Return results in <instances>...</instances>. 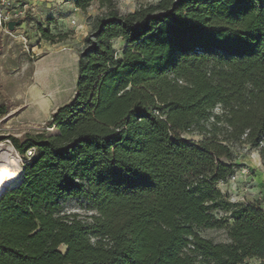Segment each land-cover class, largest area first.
<instances>
[{"label":"trees","instance_id":"obj_1","mask_svg":"<svg viewBox=\"0 0 264 264\" xmlns=\"http://www.w3.org/2000/svg\"><path fill=\"white\" fill-rule=\"evenodd\" d=\"M67 1L107 12L47 130L6 137L25 162L0 196V264H264V202L231 205L215 188L244 148L264 166V0H160L125 15L114 0ZM70 199L91 222L63 214ZM224 226L229 243L198 233Z\"/></svg>","mask_w":264,"mask_h":264},{"label":"rangeland","instance_id":"obj_2","mask_svg":"<svg viewBox=\"0 0 264 264\" xmlns=\"http://www.w3.org/2000/svg\"><path fill=\"white\" fill-rule=\"evenodd\" d=\"M30 1L35 11L28 12L22 22L23 27L20 26L11 34L0 28V101L6 102L10 110L6 117L0 119V143L5 149L11 148L14 154L19 155V164L14 167L19 176L25 161L6 137L19 138L26 133L47 130V123L53 113L69 102L75 93L79 55L85 38L92 31V20L107 12L97 2L86 11H81L67 0ZM159 1L114 0V4L118 12L125 15L145 6L156 5ZM16 6L17 3H11L7 8ZM39 26L48 28L53 35H66V38L55 44L48 42L38 31ZM124 46L123 40L114 43L118 54H121ZM54 91L64 94L65 98L53 101L43 119L33 121V113L40 100L38 96H49ZM183 138L198 140L199 136L183 135ZM237 163L239 168L235 176L227 183L217 184L215 188L221 191L225 201L231 205L264 202V166L258 153L244 148ZM19 181L20 178L11 187L18 185ZM63 214H76L79 219L91 222L90 217L95 212L84 200L70 199L63 204ZM215 215L218 220L231 224L230 214L224 210L215 211ZM198 233L217 244L229 243L227 226L201 229ZM61 250L65 251V247H61ZM260 263L253 259L244 264Z\"/></svg>","mask_w":264,"mask_h":264},{"label":"bare ground","instance_id":"obj_3","mask_svg":"<svg viewBox=\"0 0 264 264\" xmlns=\"http://www.w3.org/2000/svg\"><path fill=\"white\" fill-rule=\"evenodd\" d=\"M40 99L33 113V121L43 119V115L49 112L53 101L65 98L62 93L52 92L49 96H38ZM37 99V100H38ZM35 101V100H34ZM20 157L14 154L10 149H5L0 143V195L5 192L8 187L13 186L19 178V173L14 169L19 164Z\"/></svg>","mask_w":264,"mask_h":264},{"label":"built area","instance_id":"obj_4","mask_svg":"<svg viewBox=\"0 0 264 264\" xmlns=\"http://www.w3.org/2000/svg\"><path fill=\"white\" fill-rule=\"evenodd\" d=\"M30 2V0H0V5L2 6L0 10V28H4L11 34L8 30L9 22L21 20L24 23L28 12L35 11ZM11 3H17V6L7 8ZM20 26L23 27V24ZM20 26L16 27L15 30L19 29ZM28 155L29 158H31L33 156V151L28 152Z\"/></svg>","mask_w":264,"mask_h":264},{"label":"water","instance_id":"obj_5","mask_svg":"<svg viewBox=\"0 0 264 264\" xmlns=\"http://www.w3.org/2000/svg\"><path fill=\"white\" fill-rule=\"evenodd\" d=\"M21 24H22V21L21 20L9 22V24H8V30H9V32H11V33L14 32L15 29H16V27H19Z\"/></svg>","mask_w":264,"mask_h":264},{"label":"crops","instance_id":"obj_6","mask_svg":"<svg viewBox=\"0 0 264 264\" xmlns=\"http://www.w3.org/2000/svg\"><path fill=\"white\" fill-rule=\"evenodd\" d=\"M119 40H123V39H119ZM119 40H118V41H119ZM120 42H121V41H120Z\"/></svg>","mask_w":264,"mask_h":264}]
</instances>
